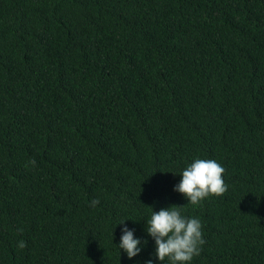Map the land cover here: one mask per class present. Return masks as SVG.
<instances>
[{
    "label": "trees",
    "instance_id": "1",
    "mask_svg": "<svg viewBox=\"0 0 264 264\" xmlns=\"http://www.w3.org/2000/svg\"><path fill=\"white\" fill-rule=\"evenodd\" d=\"M195 158L229 186L198 206ZM172 205L191 264H264V0H0V264H169L147 220Z\"/></svg>",
    "mask_w": 264,
    "mask_h": 264
},
{
    "label": "clouds",
    "instance_id": "2",
    "mask_svg": "<svg viewBox=\"0 0 264 264\" xmlns=\"http://www.w3.org/2000/svg\"><path fill=\"white\" fill-rule=\"evenodd\" d=\"M29 164L35 167L36 161L33 159ZM225 173V167L216 160L195 158L183 169L182 179L175 186V191L183 194L188 199V203L198 206L211 196L220 197L227 193L229 186L223 178ZM99 203L98 199H94L91 201V206L96 207ZM181 209L182 206L179 205H172L159 211L153 209L147 220V232L155 239L156 255L162 262L191 264L193 258L201 254L202 246L206 243L202 221L199 218L183 215ZM18 231L22 232L23 229ZM17 247L26 248V241L20 240ZM118 247L119 250L123 249L129 258H133L142 250L141 239L134 235V229L125 225ZM147 264L153 262L149 260Z\"/></svg>",
    "mask_w": 264,
    "mask_h": 264
}]
</instances>
